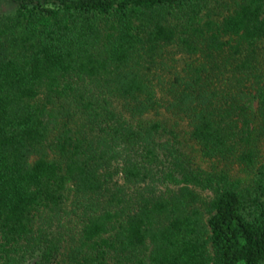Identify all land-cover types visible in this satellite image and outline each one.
I'll return each mask as SVG.
<instances>
[{"label": "trees", "instance_id": "trees-1", "mask_svg": "<svg viewBox=\"0 0 264 264\" xmlns=\"http://www.w3.org/2000/svg\"><path fill=\"white\" fill-rule=\"evenodd\" d=\"M0 264H264V0H9Z\"/></svg>", "mask_w": 264, "mask_h": 264}, {"label": "rangeland", "instance_id": "rangeland-1", "mask_svg": "<svg viewBox=\"0 0 264 264\" xmlns=\"http://www.w3.org/2000/svg\"><path fill=\"white\" fill-rule=\"evenodd\" d=\"M17 7V4L9 0H0V16L12 13ZM23 264H35L34 258H27Z\"/></svg>", "mask_w": 264, "mask_h": 264}]
</instances>
